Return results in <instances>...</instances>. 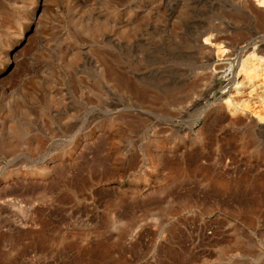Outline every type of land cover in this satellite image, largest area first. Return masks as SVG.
<instances>
[{
	"label": "rangeland",
	"instance_id": "rangeland-1",
	"mask_svg": "<svg viewBox=\"0 0 264 264\" xmlns=\"http://www.w3.org/2000/svg\"><path fill=\"white\" fill-rule=\"evenodd\" d=\"M239 5L0 0V264H264V135L203 43L260 42Z\"/></svg>",
	"mask_w": 264,
	"mask_h": 264
},
{
	"label": "bare ground",
	"instance_id": "bare-ground-1",
	"mask_svg": "<svg viewBox=\"0 0 264 264\" xmlns=\"http://www.w3.org/2000/svg\"><path fill=\"white\" fill-rule=\"evenodd\" d=\"M238 2L242 6L252 7L254 11H257V14L259 13L261 15V18H259L264 21V0H238ZM29 25H27L25 29H27ZM23 29L17 32L14 38L15 44L9 46L10 48L7 50L6 59L3 57L5 61H3V65L0 68V75L8 72L14 65L17 56L14 58L12 53L23 39ZM218 38H220L218 34L212 33L203 38V43L207 48L209 60L218 62L216 66L219 68H226L227 81L237 83L232 90V96L229 95L233 97V101L230 100L231 98L229 99L231 101L230 105V101L228 100V105H230L228 109H230L229 111H232L234 115L239 113L242 114L245 122L251 126L254 135L260 138V136L264 135V114L261 113L262 110L259 111V108L264 109V23L263 27L258 30L255 36V38H259L260 42H257L255 45L253 44V46L246 45L238 47L239 43H235L234 41V43H228L227 41V44L221 45L217 42ZM11 39L13 38H10V40ZM237 65V70L232 68V66ZM255 136L254 138L256 139ZM262 164L263 163H258V161L254 162L253 167L260 168ZM6 199H8L10 203L12 202L11 198ZM6 199L2 201L3 204L6 202Z\"/></svg>",
	"mask_w": 264,
	"mask_h": 264
}]
</instances>
